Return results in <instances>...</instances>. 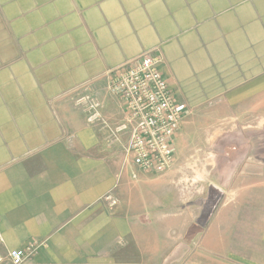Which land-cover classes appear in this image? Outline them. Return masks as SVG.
Here are the masks:
<instances>
[{
	"label": "crops",
	"instance_id": "obj_1",
	"mask_svg": "<svg viewBox=\"0 0 264 264\" xmlns=\"http://www.w3.org/2000/svg\"><path fill=\"white\" fill-rule=\"evenodd\" d=\"M147 51L193 142H213L199 128L217 113L260 109L264 0H0L4 263L36 242L23 264H264V182L200 184L204 150L189 153V184L179 154L161 182L133 181L131 129L105 85ZM86 83L92 123L75 103Z\"/></svg>",
	"mask_w": 264,
	"mask_h": 264
},
{
	"label": "built area",
	"instance_id": "obj_2",
	"mask_svg": "<svg viewBox=\"0 0 264 264\" xmlns=\"http://www.w3.org/2000/svg\"><path fill=\"white\" fill-rule=\"evenodd\" d=\"M161 61L155 52H144L109 72L105 85L121 102L131 129L127 153L135 179L137 171L166 174L177 161L175 140L185 109L164 77ZM79 89L86 92L76 98L75 103L88 113V122L99 120L101 102L97 93L91 91L87 83ZM126 128L128 126L122 124L119 131ZM38 247L39 244L31 242L22 249H13L6 263L0 257V264H23Z\"/></svg>",
	"mask_w": 264,
	"mask_h": 264
},
{
	"label": "rangeland",
	"instance_id": "obj_3",
	"mask_svg": "<svg viewBox=\"0 0 264 264\" xmlns=\"http://www.w3.org/2000/svg\"><path fill=\"white\" fill-rule=\"evenodd\" d=\"M251 104L253 105V102ZM244 107L241 106V108L229 112L221 111L213 116L214 124L212 126L199 128V132L210 134L211 138L215 137L213 142H203L201 136L193 142L189 136L192 128L188 125L184 126L182 120L180 137L177 142L175 140V144L178 148L177 154H179L181 165L183 164L187 169L180 178H183L182 182L179 179V184L181 183L183 186L189 184V181L185 180L192 176L189 174L188 167L189 153L195 150H204L210 156L203 163L205 171L203 170V176L197 181L200 184L207 183V177L210 179L212 177L214 182L216 180L228 181L229 179L239 183L264 182V95L260 109L247 111L244 110ZM213 168L214 170H212ZM237 169H241V171L238 172ZM160 175L165 174L143 172L137 179L133 178V181L138 182L145 179L149 183H158L164 180V177H159ZM211 198L216 202L218 196L214 194ZM207 201L213 204V201ZM182 241L188 243L189 235ZM182 246L186 250V247Z\"/></svg>",
	"mask_w": 264,
	"mask_h": 264
}]
</instances>
